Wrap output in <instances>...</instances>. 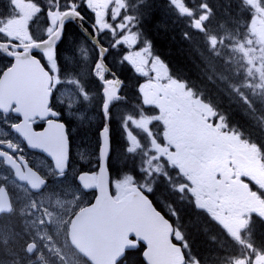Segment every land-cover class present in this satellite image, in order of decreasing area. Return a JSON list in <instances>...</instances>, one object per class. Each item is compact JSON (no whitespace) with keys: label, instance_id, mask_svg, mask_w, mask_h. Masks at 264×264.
<instances>
[{"label":"flooded vegetation","instance_id":"af4514ba","mask_svg":"<svg viewBox=\"0 0 264 264\" xmlns=\"http://www.w3.org/2000/svg\"><path fill=\"white\" fill-rule=\"evenodd\" d=\"M48 2L49 0H12L14 7L10 9L8 0H2L7 12L4 15L5 20L0 23V41L7 44L10 52H22L24 48L21 44L44 38L32 36L26 29L33 21L38 5H46ZM17 7L27 8L30 11L28 17H23L20 13L15 15L13 10ZM19 21L22 22L21 28L14 33L12 26ZM46 22L49 23L47 16ZM91 22L87 19L85 23ZM3 54L0 55V77L14 61V57ZM64 69L61 58L59 70L52 69L50 72V87L52 92L55 90L59 100L72 107L71 115L66 117L71 134L72 154V166L67 173L56 167L57 163L63 165V142L58 133L53 126L47 137L42 135L37 137L29 131L32 125L44 116L17 107L12 90H9L4 108L7 110L4 113L7 119L0 117V200L5 208L8 200L10 201V210L0 212V249L22 248L28 251L26 248L28 242L34 241L36 247L33 253H30L31 264H80L82 255L70 243L69 225L74 212L90 204L96 194V189L85 190L78 180L82 173L92 175L97 180L96 129L103 118L95 111L93 99L83 97L87 91L61 87L60 75ZM80 69L83 68L70 67L67 70L74 72ZM149 86L151 90L149 94L145 93V102L153 106L155 116L163 122V126L155 120L150 122L156 135V138L151 140L153 152L144 151L142 138L135 134L131 127L127 129L126 123L124 126L123 118L118 115L121 100L112 104V168L108 170L112 197L119 199L133 187H140L153 204L169 218L173 224L172 241L180 244L182 248L186 244L183 234L185 222L182 221L179 208L182 207L183 200L179 195L175 196L174 192L187 193L194 200L195 207L200 206L203 210L214 212L220 217L221 215L229 217L231 221L235 216H239V219H249V222L252 217H257L264 224L261 216L264 215V163L257 157L255 151L251 152L236 135L222 125L207 105L192 97L184 86L180 87L177 83L170 86L157 76L149 79V83L144 87ZM71 93L75 94L74 100L67 97ZM17 113L22 115V120L17 121ZM81 113L83 120L76 118ZM134 120H138L139 124L137 125ZM134 120L129 124L143 129L149 128V122L136 118ZM119 125L124 137L121 136ZM17 128L28 132V137L21 135ZM130 135L134 140L130 139ZM29 139L35 146L29 145ZM9 145L15 147L14 152L8 150ZM128 148L133 149V167L126 161ZM50 154L54 159L50 158ZM81 160L85 163L82 164ZM153 167H159V175L167 174L166 179L171 175L169 185H158L157 179L152 177L148 181L145 180L144 175ZM32 170L38 174L32 175L33 184L40 185L43 180L38 191L30 188L26 181ZM173 171L178 172L177 177L175 175L172 177ZM202 216L206 218L205 215ZM17 219H22L23 223L14 225L15 232L23 233L26 226L30 232L22 242L8 241L11 238L6 235L5 227L14 224ZM36 223L46 230L60 228L52 247L37 250L38 241L45 244L49 239L45 237L44 242L38 237L34 230ZM233 226L234 237H240L245 225L235 223ZM130 239L138 244L127 249L117 264L141 263L142 256L139 254L127 257L128 250L138 249L143 245L134 236H130Z\"/></svg>","mask_w":264,"mask_h":264},{"label":"trees","instance_id":"16d2710c","mask_svg":"<svg viewBox=\"0 0 264 264\" xmlns=\"http://www.w3.org/2000/svg\"><path fill=\"white\" fill-rule=\"evenodd\" d=\"M260 4L264 7V0ZM254 14V7L246 0H122L117 22L112 23H121L124 32L135 33L137 48H148L163 62L172 79L182 82L229 129L264 156V40L255 45V38L249 35ZM79 30L68 23L64 44L81 35ZM115 34H121L119 27ZM102 40L112 43L107 31ZM254 46L258 56L252 60L248 51ZM90 47L92 58L86 60L92 67L96 53ZM124 54L123 48L110 52L107 63L125 80L121 89L125 113L152 119L150 105L138 89L140 78L121 63ZM63 57L69 64L84 62L73 49L66 50ZM90 77L100 98V83ZM179 208L185 222L187 253L198 264H209L220 251L216 264L230 263L238 252L251 261L257 254L264 255V224L259 218L254 217L242 236L233 239L226 229L216 227L193 207Z\"/></svg>","mask_w":264,"mask_h":264},{"label":"water","instance_id":"95a60500","mask_svg":"<svg viewBox=\"0 0 264 264\" xmlns=\"http://www.w3.org/2000/svg\"><path fill=\"white\" fill-rule=\"evenodd\" d=\"M61 20L67 21L68 17L58 14L56 18L51 19L55 23L58 22V26L50 34L47 43L44 41L28 43L23 45L25 50L22 53L15 54L13 65L4 71L0 79V107L5 106L8 96L7 84L11 80L17 83L12 88L15 97L23 94L32 100L31 96H36L45 99L47 106L51 93L49 83L45 80L42 64L31 56V51L38 49L47 55L52 54ZM78 23L74 22L77 26ZM0 50L8 52L5 43L0 42ZM106 87L110 95L115 86ZM40 103L41 100L36 105L38 111ZM107 123L108 120L105 124ZM93 187L97 188L98 193L95 201L89 207L80 210L70 226L72 244L92 264H115L124 250L135 243L129 239L130 235L144 243L142 258L146 264H184L180 245L174 244L171 240L173 227L170 221L153 206L149 198L140 191H134L118 201L110 198L108 171L103 165L99 170L98 182L93 184Z\"/></svg>","mask_w":264,"mask_h":264},{"label":"snow or ice","instance_id":"6c2138e0","mask_svg":"<svg viewBox=\"0 0 264 264\" xmlns=\"http://www.w3.org/2000/svg\"><path fill=\"white\" fill-rule=\"evenodd\" d=\"M8 4L10 9L14 7L12 5V0H8ZM38 13L41 11L46 12V16L51 12H59L61 16H67L68 20H61V27L59 29V34L57 36L56 41L54 42V48L51 55H47L45 53H41L38 49H33L31 54L34 57H37L39 61L43 62V66L49 69V72L52 69L59 70L60 59H61V51L62 45L64 44V38L67 33L68 23L79 22L78 27L81 30V33L89 40V42L93 45V48L96 53V60L93 64L94 74L97 80L100 82L101 86V96L103 97V103L101 105V116L104 119L108 120V123L105 124L103 119L96 129L97 136V151H96V171L101 170V167H105L108 170L112 168V149H111V108L112 104L119 99L120 89L123 87L124 81L123 78L115 77L116 74L113 69L108 65L107 58L110 52L116 51L117 49L123 48L125 51L130 45H125L123 42V32L124 29L120 28V37H117L115 34V28L120 27L119 25H114L109 22L115 21L116 17L109 18L105 16V22L101 25L100 20L97 18L99 16L98 12H95L92 8V0H49L45 7L38 8ZM84 12L92 13L93 19L92 22L85 26V22L87 17L84 16ZM59 19V17H58ZM5 20L4 15H0V23ZM51 23H55V21H51ZM97 29H99L97 31ZM107 31L109 33L110 38L112 39L111 45L103 42L102 37ZM48 32H52V29L49 27ZM135 33L133 36L135 37ZM50 37L45 35L43 40L45 43L49 41ZM133 44H137L138 41L133 39ZM146 50V49H145ZM81 52L85 50L83 48L80 49ZM0 55H4L0 53ZM9 59H11L9 57ZM85 59H88L85 56ZM122 64H127L130 68L133 67V62L130 56L122 55ZM95 69H100L99 72H95ZM137 74L141 71L140 69H135ZM106 85H114L115 87L112 89L111 94L109 95V89ZM138 85V89H139ZM115 97V100H114ZM85 99H88L85 96ZM6 109H0V117L3 119H7L4 115ZM72 107L68 104H64L61 100H59L56 96L55 90L49 96L48 103V112L42 117L39 121L35 122L32 127L29 129L35 136L39 137L43 133H45L49 126H53L59 137L61 138L65 151V160L64 164L60 165L56 164V167L62 168V170L67 173V171L71 168L72 154H71V134L70 130L67 127V119L66 117L71 115ZM17 121L23 119L22 115L17 113ZM79 120H83V114L81 113L76 117ZM17 131L28 137L29 133L23 131L22 129L17 128ZM29 145H33V141L29 139ZM35 146V145H33ZM42 147V145H40ZM9 151L14 152L15 147L9 145ZM128 152H132L133 149H126ZM50 158H53L50 154ZM79 152H77V159H79ZM82 164L85 163L83 160L80 161ZM82 175V174H81ZM79 182V180H78ZM143 245H141L138 249H130L127 252V257H133L135 255L143 256ZM141 264H144V261L141 260Z\"/></svg>","mask_w":264,"mask_h":264},{"label":"rangeland","instance_id":"374dc122","mask_svg":"<svg viewBox=\"0 0 264 264\" xmlns=\"http://www.w3.org/2000/svg\"><path fill=\"white\" fill-rule=\"evenodd\" d=\"M250 1L254 7H255V14L252 16V21H251V31L252 33H249L251 37H254L255 45L258 44L261 38H264V10L260 8L258 5V0H248ZM122 5V0H92V7L96 10V12L99 13V16L97 17L100 20L101 25L105 22V16H108L109 18L111 17H116L117 14L120 12V8ZM19 9V7H17ZM108 13V14H106ZM24 16H27L28 13L24 11ZM23 16V17H24ZM28 17V16H27ZM196 22H200L199 19L196 20ZM22 22H15L13 25V30L18 31L21 28ZM121 27V26H120ZM26 31L31 32V27L26 29ZM45 32H48V28L45 30ZM128 31L123 33V42L125 45H130V47L127 48L125 51L124 55H128L131 57L132 62H133V67H136L138 69H141L142 67H150L152 70L153 74L156 76H159V78H165L168 84L170 86L179 85L180 87L182 86V82H176V80L172 79L169 77L168 71L166 66L163 64L161 60H159L156 56H154L151 51L148 48H137L136 44H133V39L134 36L131 32L127 33ZM84 36V35H83ZM85 37V36H84ZM257 42V44H256ZM84 46V45H83ZM146 49V50H145ZM250 54V57L252 60H255L258 56V52L256 49V46L251 48V50L248 51ZM92 54V53H91ZM92 58L90 56L88 60ZM86 60L81 63H73L69 65L67 62V58L62 59V64L65 69H68L70 67H82L83 69L87 68L90 66V62ZM82 70V69H80ZM145 83H149V80L146 79ZM147 94H149V89L145 90ZM70 100H74L75 94L71 93L69 96H67ZM119 116L122 115V112L118 113ZM125 114L124 116H126ZM134 120V119H133ZM129 119L126 118V126L127 129L130 127L129 124ZM136 124H139L138 120H134ZM234 135L235 133L232 132ZM131 140H134V137L131 135L129 136ZM135 143V142H134ZM243 143V142H242ZM246 147L250 149L251 152L255 151V148L251 145H247L246 143H243ZM30 202V201H29ZM256 208V207H254ZM258 211V210H256ZM69 212V211H68ZM261 213V212H259ZM67 212H65V215ZM248 215H251V213L247 212ZM211 215L217 218L222 224L219 225V227L223 228V226L227 229L229 232V235L231 237L232 233V227L233 224L235 223H243L244 225H247L249 222V219L246 218H241L239 219V216H235L234 219L231 221L229 217L222 216L221 217L214 212H211ZM261 215V214H260ZM264 219V215H261ZM41 219V218H40ZM23 223L22 219H17L14 224L5 227L6 228V235L11 238V240L8 241H16V242H22L27 234L30 232V229L26 226L24 228L23 233H16L14 229L15 224ZM59 227H54L53 230H46L44 227L40 226V224L36 223L34 226V230L38 233V237L44 242H46L45 237L49 239V242L42 244L41 242L38 241L39 243V248L37 250H45L47 246L52 247L53 241L55 238H57V234L59 233ZM33 253V252H32ZM222 254V252L220 251ZM210 258L209 259V264H216L217 260L219 259L220 255ZM241 253H237L234 258V263L232 262L231 264H247V260L250 261V264H264V255L262 254H257L254 257V260L251 261L250 257H245L248 255L241 256L239 255ZM195 263H197V260L195 259ZM0 264H19L17 255L15 254L13 249H0Z\"/></svg>","mask_w":264,"mask_h":264}]
</instances>
